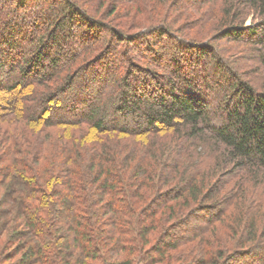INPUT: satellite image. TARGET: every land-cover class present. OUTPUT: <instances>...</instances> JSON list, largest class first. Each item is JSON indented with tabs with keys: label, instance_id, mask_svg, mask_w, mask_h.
Returning <instances> with one entry per match:
<instances>
[{
	"label": "trees",
	"instance_id": "obj_1",
	"mask_svg": "<svg viewBox=\"0 0 264 264\" xmlns=\"http://www.w3.org/2000/svg\"><path fill=\"white\" fill-rule=\"evenodd\" d=\"M12 175L10 264H264V0H0Z\"/></svg>",
	"mask_w": 264,
	"mask_h": 264
},
{
	"label": "rangeland",
	"instance_id": "obj_2",
	"mask_svg": "<svg viewBox=\"0 0 264 264\" xmlns=\"http://www.w3.org/2000/svg\"><path fill=\"white\" fill-rule=\"evenodd\" d=\"M136 4L137 11H139V7H141L140 10L142 11L146 9L143 6ZM146 6L148 9V3H146ZM142 14H145V11L142 12ZM249 20L250 19L248 18L246 23H249ZM163 49L164 53L169 54L170 49L167 48V46ZM3 189L5 193H3L0 199V264H10L15 263L18 259V256L14 255L17 238L13 236L10 237V229L14 218L24 210L21 203V197L28 190L26 184L14 175L7 179L5 178Z\"/></svg>",
	"mask_w": 264,
	"mask_h": 264
}]
</instances>
